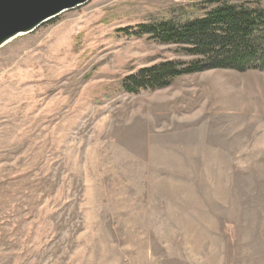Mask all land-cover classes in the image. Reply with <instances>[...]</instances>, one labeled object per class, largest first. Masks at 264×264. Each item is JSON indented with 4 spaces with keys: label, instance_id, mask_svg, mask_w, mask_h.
<instances>
[{
    "label": "rangeland",
    "instance_id": "obj_1",
    "mask_svg": "<svg viewBox=\"0 0 264 264\" xmlns=\"http://www.w3.org/2000/svg\"><path fill=\"white\" fill-rule=\"evenodd\" d=\"M206 1L92 0L0 50V264H264V70L121 87L194 60L123 30Z\"/></svg>",
    "mask_w": 264,
    "mask_h": 264
},
{
    "label": "trees",
    "instance_id": "obj_2",
    "mask_svg": "<svg viewBox=\"0 0 264 264\" xmlns=\"http://www.w3.org/2000/svg\"><path fill=\"white\" fill-rule=\"evenodd\" d=\"M123 32L176 46L183 56L194 58L190 63L164 61L127 76L121 87L128 94L165 90L180 77L206 71L264 70L262 6L207 0L202 5L174 9L167 17L147 19Z\"/></svg>",
    "mask_w": 264,
    "mask_h": 264
},
{
    "label": "water",
    "instance_id": "obj_3",
    "mask_svg": "<svg viewBox=\"0 0 264 264\" xmlns=\"http://www.w3.org/2000/svg\"><path fill=\"white\" fill-rule=\"evenodd\" d=\"M92 0H0V50Z\"/></svg>",
    "mask_w": 264,
    "mask_h": 264
},
{
    "label": "snow or ice",
    "instance_id": "obj_4",
    "mask_svg": "<svg viewBox=\"0 0 264 264\" xmlns=\"http://www.w3.org/2000/svg\"><path fill=\"white\" fill-rule=\"evenodd\" d=\"M3 22L2 21H0V24H2Z\"/></svg>",
    "mask_w": 264,
    "mask_h": 264
}]
</instances>
